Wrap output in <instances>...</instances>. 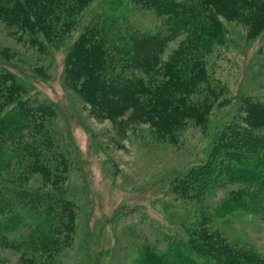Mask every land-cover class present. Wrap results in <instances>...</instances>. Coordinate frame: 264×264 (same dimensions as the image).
Returning a JSON list of instances; mask_svg holds the SVG:
<instances>
[{
    "label": "trees",
    "instance_id": "16d2710c",
    "mask_svg": "<svg viewBox=\"0 0 264 264\" xmlns=\"http://www.w3.org/2000/svg\"><path fill=\"white\" fill-rule=\"evenodd\" d=\"M128 4L154 16L158 26H133ZM0 21L39 53L65 45V83L94 117L120 131L125 122L146 123L173 142L188 120L202 123L211 108L226 103L227 86L211 74L210 57L228 39L224 21L241 23L249 39L264 31V0H0ZM0 53L6 59L10 52ZM240 100L242 113H233L206 160L175 177L172 189L197 200L237 184L228 205L264 212V104ZM55 114L51 101L30 93L0 61V245L20 252L13 264H56L76 234L75 204L62 189L69 157L52 128ZM185 235L184 257L143 246L142 263L264 264V257L233 246L204 223ZM0 264L8 263L0 257Z\"/></svg>",
    "mask_w": 264,
    "mask_h": 264
},
{
    "label": "rangeland",
    "instance_id": "374dc122",
    "mask_svg": "<svg viewBox=\"0 0 264 264\" xmlns=\"http://www.w3.org/2000/svg\"><path fill=\"white\" fill-rule=\"evenodd\" d=\"M128 6L125 15L133 26L147 30L158 26L154 16ZM93 10L95 4L85 19ZM224 23L228 39L217 47L208 67L227 86L222 96L227 101L211 108L202 123L188 120L171 142L156 136L146 123L125 122L120 131L109 119L94 117L82 95L65 83V45L39 53L18 42L0 21V51L10 52L6 59L0 53V61L30 93L55 106L52 128L69 157L62 189L75 204L77 227L56 264H143L140 254L146 246L160 253L179 250L184 257L180 244L185 232L202 223L233 246L264 257V212L228 205L234 202L237 184H225L197 200L185 199L172 189L175 177L206 160L233 113H242L240 98L264 104V31L249 39L241 23ZM38 67L44 70L36 72ZM19 256L20 252L0 245L6 263L18 262Z\"/></svg>",
    "mask_w": 264,
    "mask_h": 264
}]
</instances>
